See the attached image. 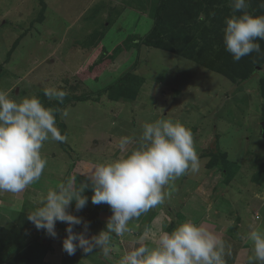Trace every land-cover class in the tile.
<instances>
[{"label": "rangeland", "instance_id": "1", "mask_svg": "<svg viewBox=\"0 0 264 264\" xmlns=\"http://www.w3.org/2000/svg\"><path fill=\"white\" fill-rule=\"evenodd\" d=\"M252 1L250 15L262 16L263 0H255V7ZM153 2L44 0L40 10L39 0H0V91L17 103L35 96L44 107L59 109L56 127L67 135L66 142H44L41 155L47 165L39 181L18 194L0 192V224L9 226L18 211L31 213L41 207L47 192L69 181L68 176L74 186L89 183L84 174L93 165L122 158L138 147L146 123L180 122L191 131L200 161L197 173L166 186L163 204L130 221L131 231L123 237H113L109 263L98 249L68 255L63 250L68 225L57 221L55 238L37 229L28 238L37 236L52 246L43 264H117L139 246L141 237L143 244L156 247L162 231L171 232L185 222L205 226L230 246L226 264H248L254 255L249 233L264 232V122L258 88L264 66H256L249 79L237 84L165 49L147 48L142 40L154 21ZM203 2L199 11L209 22L213 12L232 9L231 0L215 2L214 7ZM125 73L131 76L128 89L103 94ZM59 86L67 95L85 94L87 100L70 97L58 107L44 90ZM123 136L134 138L125 153L117 147ZM206 151L221 153L225 171L213 157H200ZM93 194L89 186L83 192L86 206L77 211L73 201L67 209L88 223L89 237L106 230L112 215L107 204L91 202ZM83 230V224L74 226V232Z\"/></svg>", "mask_w": 264, "mask_h": 264}, {"label": "clouds", "instance_id": "2", "mask_svg": "<svg viewBox=\"0 0 264 264\" xmlns=\"http://www.w3.org/2000/svg\"><path fill=\"white\" fill-rule=\"evenodd\" d=\"M233 15L225 20L223 43L234 61L261 51L257 40H264V15L253 16L247 12L249 0H231ZM264 7V3H261ZM200 21L205 17L200 14ZM49 100L63 103L66 92L55 88L45 89ZM46 108L33 96L17 103L5 91H0V192L18 194L39 181L47 160L41 149L49 139L66 142L56 127V112ZM67 116V111L62 113ZM134 138L123 136L117 147L121 153L128 151ZM200 161L194 148L192 133L180 122L159 119L143 126L138 147L129 154L110 162L96 163L85 173L89 183L74 186L73 180L59 183L47 192L42 206L32 211L27 219L37 230L55 238L56 222H65L67 237L63 250L74 255L77 249L92 253L98 249L107 258L114 250L113 237L129 233V222L138 219L152 208L165 202L166 186L189 172L197 173ZM75 179V178H74ZM91 187L94 205L107 204L112 215L106 222V230L88 236L89 225L67 209L75 202L77 211L88 203L83 195ZM83 224L82 232H74V226ZM147 233H145L146 235ZM253 242L254 255L248 264H264V232L252 230L248 237ZM126 252L117 264H226L225 256L231 255L230 246L203 225L185 222L173 231H162L156 247L142 243Z\"/></svg>", "mask_w": 264, "mask_h": 264}, {"label": "trees", "instance_id": "3", "mask_svg": "<svg viewBox=\"0 0 264 264\" xmlns=\"http://www.w3.org/2000/svg\"><path fill=\"white\" fill-rule=\"evenodd\" d=\"M151 16L154 21L148 36L142 40L143 44L149 49H165L183 59H189L195 64L207 70L223 74L234 83L240 84L249 79L256 66H264V40H257L261 51L253 52L240 61H234L230 53L225 50L223 43V29L225 19L233 15L239 16L241 13H229L232 9L213 12L211 21H200V7L204 5V0H153ZM223 1V2H221ZM224 3V0H208V4L214 7ZM255 7V0L252 2ZM264 3V0H263ZM42 5L40 10H44V0H39ZM264 15V7H262ZM229 12V13H228ZM250 14L254 12L252 7L247 8ZM199 39L191 43L190 39ZM18 41L12 45L11 50L17 45ZM216 44L218 47H213ZM7 54V58L10 55ZM215 53V54H214ZM94 63V62H90ZM130 74L120 77L117 81L111 82L103 90V94L110 93L114 88L117 92H124L130 86ZM259 96L262 99L261 120L264 122V77L258 82ZM57 90L64 91L62 87ZM101 93V92H99ZM108 95V94H107ZM99 96V94H97ZM71 96L64 97L63 103L54 101L55 105L62 107L64 102ZM110 97V96H109ZM73 99L85 102L87 95L73 96ZM213 157V163L225 171L226 166L222 162L219 151H206L200 157ZM224 179L228 177L223 173ZM41 179V178H40ZM68 180L69 176H68ZM40 184V183H38ZM7 211V210H6ZM4 210L3 212L6 213ZM10 214V213H9ZM30 213L18 211L16 217L11 220L9 226L0 224V264H43L44 257L53 251L52 246L44 243L41 238L34 237L28 241L29 235L36 229L34 224L27 219Z\"/></svg>", "mask_w": 264, "mask_h": 264}, {"label": "crops", "instance_id": "4", "mask_svg": "<svg viewBox=\"0 0 264 264\" xmlns=\"http://www.w3.org/2000/svg\"><path fill=\"white\" fill-rule=\"evenodd\" d=\"M107 258H109V257H107ZM107 258L105 256H102V259L104 260V262L106 261L109 263L110 261H108Z\"/></svg>", "mask_w": 264, "mask_h": 264}]
</instances>
